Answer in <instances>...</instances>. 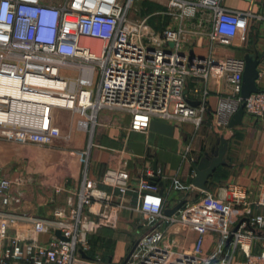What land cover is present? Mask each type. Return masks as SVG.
<instances>
[{
	"label": "built area",
	"instance_id": "obj_1",
	"mask_svg": "<svg viewBox=\"0 0 264 264\" xmlns=\"http://www.w3.org/2000/svg\"><path fill=\"white\" fill-rule=\"evenodd\" d=\"M163 1V9L148 13L136 0H0V88L12 82L18 93L63 99L46 102L0 89V136L53 143L62 135L52 123L56 106L78 112L79 128L91 133L101 110L128 113L136 131L146 132L156 116L199 129L211 75L226 77L231 86L219 98L217 125H228L241 104L246 114L264 118V89L241 97L244 57L213 56L218 43L248 28L251 13L224 0ZM154 15L159 20L151 24ZM198 37L207 38L209 55L190 48L189 39ZM191 153L192 140L184 157L193 161ZM167 177L151 165L137 175L107 167L99 178L85 173L75 201L49 218L0 211V264H111L100 254L89 256L90 236L118 225L126 211L140 218L145 232L125 264H264V176L253 201L239 185L231 187V199L198 190L171 215L172 190L195 186L177 176L165 185ZM10 186L8 179L0 183L6 203ZM23 220L32 222L26 234L15 228Z\"/></svg>",
	"mask_w": 264,
	"mask_h": 264
},
{
	"label": "crops",
	"instance_id": "obj_2",
	"mask_svg": "<svg viewBox=\"0 0 264 264\" xmlns=\"http://www.w3.org/2000/svg\"><path fill=\"white\" fill-rule=\"evenodd\" d=\"M224 5L247 11L251 16L248 28L230 41L218 43L213 56L244 57L255 44L262 57L257 82L264 89V0H224ZM189 40V46L195 54L207 56L211 53L206 37ZM193 84L191 82L189 87ZM208 86V108L199 129L190 122L177 123L156 116L151 118L146 132L136 131L130 129L128 113L101 110L91 133V128H79L78 122L82 116L78 112L56 106L51 113L52 123L61 129L62 135L53 143H23L0 136V183L4 179L11 181L9 202H4L0 197V211L15 212L24 218H49L55 208L75 201L72 194L80 187L85 173L99 178L107 167H127L137 175L147 165L154 168L156 163L157 168L168 176L165 185H169L174 176L186 184H192L195 165L219 137L211 140L212 129L229 139L230 164L216 170L207 190L218 198H230L231 187L239 185L250 200H255L264 176V118L258 119L245 113L240 125L233 128L217 125L215 111L219 98L230 94L231 86L226 77L218 75L210 76ZM191 140L193 161L184 157L186 146ZM216 175H219V181L213 182ZM198 190L196 187L186 191L172 190L176 191V195L171 201L169 196L168 208L185 198L197 197ZM256 210L259 211V208ZM131 216L134 215L123 212L120 222H131L128 219ZM31 227L32 222L23 220L15 228L26 234ZM109 228L101 227L97 232ZM40 238L47 240L49 235L42 234ZM194 238L192 233L187 247L193 244ZM94 239H91L89 256L100 254L104 262L119 264L121 256L116 261L115 250L118 243L124 242L125 234L113 235L115 247L112 249L102 250L97 239Z\"/></svg>",
	"mask_w": 264,
	"mask_h": 264
},
{
	"label": "water",
	"instance_id": "obj_3",
	"mask_svg": "<svg viewBox=\"0 0 264 264\" xmlns=\"http://www.w3.org/2000/svg\"><path fill=\"white\" fill-rule=\"evenodd\" d=\"M245 59V70L243 72L242 78V90L241 97L243 99L248 98L253 92H257L260 87L258 85V78L260 74L259 64L262 60V57L259 55V52L255 46L252 47V50L247 52L244 55ZM194 104H198V101H195ZM245 115L244 104H241L238 110L232 115L229 120L228 126L233 128L237 125L243 123V118ZM229 148V139L225 137L224 134L219 135L216 140V143L211 147L210 150L205 151L204 155L200 158L198 163L195 165V175L192 179V184L198 188L199 190H207L208 183L211 177L214 175L216 170L223 165L230 164L228 161L230 160V155L228 154ZM157 169V165L155 163L154 170ZM154 181H158V177H153ZM185 200L180 201L177 205L167 208L166 214L171 215L175 213L183 204ZM56 234L65 239L60 233L59 230L56 231ZM127 254L125 260L122 264H125L126 260L130 256L133 248Z\"/></svg>",
	"mask_w": 264,
	"mask_h": 264
},
{
	"label": "rangeland",
	"instance_id": "obj_4",
	"mask_svg": "<svg viewBox=\"0 0 264 264\" xmlns=\"http://www.w3.org/2000/svg\"><path fill=\"white\" fill-rule=\"evenodd\" d=\"M136 3L143 4L147 8L148 13H151V12L153 13V12L160 10V9H163L165 7L163 0H136ZM157 20H159V17L157 15H154L150 19V23L156 24L158 22ZM167 23H168V21H166V24ZM95 43L96 42L94 41V44ZM61 74L66 75V74H68V72L65 70H61ZM211 133H212L210 136L211 140L213 139V137L216 138L219 136L218 132H216L213 129H212ZM217 181H219V175H216L213 177V182H217ZM175 195H176V191H173L170 195V201L172 200V198ZM212 195H213V193H212ZM214 197H216V196H214ZM216 198H218V197H216ZM229 199H231V197ZM131 217H129L128 219H130ZM133 219H132L133 222L129 221V222H126L125 224L120 222L115 227L109 228L110 230H103V231L100 230L99 232L94 233V235L92 236L93 238L97 239L98 245L102 246L101 248L103 250V249H112L113 247H115L114 246L115 243H114V239H113L114 234L115 235L120 234V233L121 234L123 233V235L125 234L124 242H122L121 244L118 243L116 246V250H115L116 251L115 260L117 261V259H119L121 256V259L118 261L119 264L123 263V261L125 260V257L127 256L129 251L131 250L135 240L139 237V235H141L142 233L145 232L144 227L140 223V218L137 216H134ZM92 237H91V239H93ZM91 239H90V243H92ZM120 239H119V241H120Z\"/></svg>",
	"mask_w": 264,
	"mask_h": 264
},
{
	"label": "bare ground",
	"instance_id": "obj_5",
	"mask_svg": "<svg viewBox=\"0 0 264 264\" xmlns=\"http://www.w3.org/2000/svg\"><path fill=\"white\" fill-rule=\"evenodd\" d=\"M7 82V81H6ZM13 83L12 82H7L5 84V86L1 89L2 91L5 90V92H9V93H13V94H16V95H19V96H24V97H30V98H36V99H39V100H42V101H48V102H53V103H63V99H60L58 97H51V96H46V95H34V94H23V93H18L16 92L15 89H13Z\"/></svg>",
	"mask_w": 264,
	"mask_h": 264
},
{
	"label": "trees",
	"instance_id": "obj_6",
	"mask_svg": "<svg viewBox=\"0 0 264 264\" xmlns=\"http://www.w3.org/2000/svg\"><path fill=\"white\" fill-rule=\"evenodd\" d=\"M91 237V236H90Z\"/></svg>",
	"mask_w": 264,
	"mask_h": 264
}]
</instances>
